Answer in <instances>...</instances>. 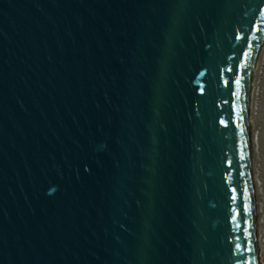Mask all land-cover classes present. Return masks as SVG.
I'll return each instance as SVG.
<instances>
[{
  "label": "water",
  "instance_id": "1",
  "mask_svg": "<svg viewBox=\"0 0 264 264\" xmlns=\"http://www.w3.org/2000/svg\"><path fill=\"white\" fill-rule=\"evenodd\" d=\"M263 191L264 0H0V264H254Z\"/></svg>",
  "mask_w": 264,
  "mask_h": 264
},
{
  "label": "bare ground",
  "instance_id": "2",
  "mask_svg": "<svg viewBox=\"0 0 264 264\" xmlns=\"http://www.w3.org/2000/svg\"><path fill=\"white\" fill-rule=\"evenodd\" d=\"M262 204L260 205V210L263 212L259 214L262 221V226L260 227V232L258 228L255 229L253 240H254V264H264V193L261 195Z\"/></svg>",
  "mask_w": 264,
  "mask_h": 264
},
{
  "label": "rangeland",
  "instance_id": "3",
  "mask_svg": "<svg viewBox=\"0 0 264 264\" xmlns=\"http://www.w3.org/2000/svg\"><path fill=\"white\" fill-rule=\"evenodd\" d=\"M263 193H264V191H263ZM262 193V194H263ZM263 212L260 210V212H259V214H262ZM262 219H261V217L258 215V224H257V227L256 228H258V230H259V232H260V227L262 226ZM261 233V232H260Z\"/></svg>",
  "mask_w": 264,
  "mask_h": 264
},
{
  "label": "snow or ice",
  "instance_id": "4",
  "mask_svg": "<svg viewBox=\"0 0 264 264\" xmlns=\"http://www.w3.org/2000/svg\"><path fill=\"white\" fill-rule=\"evenodd\" d=\"M237 83H239V81H237Z\"/></svg>",
  "mask_w": 264,
  "mask_h": 264
}]
</instances>
